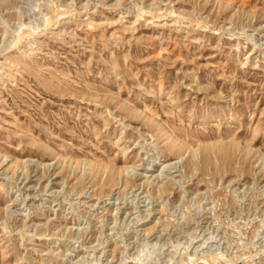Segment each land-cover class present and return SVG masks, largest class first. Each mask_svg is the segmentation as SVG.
<instances>
[{"label":"rangeland","instance_id":"obj_1","mask_svg":"<svg viewBox=\"0 0 264 264\" xmlns=\"http://www.w3.org/2000/svg\"><path fill=\"white\" fill-rule=\"evenodd\" d=\"M0 264H264V0H0Z\"/></svg>","mask_w":264,"mask_h":264},{"label":"bare ground","instance_id":"obj_2","mask_svg":"<svg viewBox=\"0 0 264 264\" xmlns=\"http://www.w3.org/2000/svg\"><path fill=\"white\" fill-rule=\"evenodd\" d=\"M223 147H225V148H227V149H231V150H233L234 151V154L236 155H238L239 153H241V151H247V154H248V152H252V149H247L248 147H242L240 144H238V143H229V144H227V145H223ZM214 149V147H207V146H205V147H202V151L201 152H203L204 154L203 155H210V153H211V151ZM222 149V148H221ZM178 150H181V148L179 147L178 148ZM197 151H198V149H196V150H193L192 151V153H195V154H192V155H197ZM186 152L188 153V154H190L191 153V151H189V150H186ZM240 155V154H239ZM166 166V165H165ZM164 166V167H165ZM162 168V167H161ZM128 169V167H122V168H120V170H121V172H124V171H126Z\"/></svg>","mask_w":264,"mask_h":264}]
</instances>
